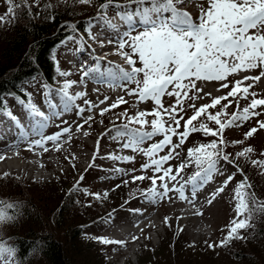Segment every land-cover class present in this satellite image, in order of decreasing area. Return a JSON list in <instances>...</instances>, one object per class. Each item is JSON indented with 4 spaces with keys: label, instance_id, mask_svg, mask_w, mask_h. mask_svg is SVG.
I'll use <instances>...</instances> for the list:
<instances>
[{
    "label": "snow or ice",
    "instance_id": "1",
    "mask_svg": "<svg viewBox=\"0 0 264 264\" xmlns=\"http://www.w3.org/2000/svg\"><path fill=\"white\" fill-rule=\"evenodd\" d=\"M63 2L68 3V0ZM6 3L8 7L6 13L0 15V25L11 23L16 18L17 10L21 8H26L28 14L32 15L33 4L37 8L41 7V0H33V4H30L29 0H6ZM73 3L91 6L93 0H73ZM191 3L193 0H123V2L105 0L99 5L94 18L98 21L96 27H100L102 31H110L111 35L106 43L115 44V53L121 56L127 68L115 65L102 71L99 65L87 68L81 65L80 83H84L89 77L97 82L108 81L110 86L122 88L128 96L137 97L136 103L145 101L154 103L150 111H136L129 115L128 110L125 109L124 112L119 113L116 118L118 120L123 118L126 122L119 125L112 122V127L97 138L93 162L99 154L100 140L114 131L115 134L111 135L112 140L124 141L121 145L123 149L140 152L146 158V162L140 165L142 174H132L131 183L150 181L151 186L141 192L147 200L153 203L162 200L171 202L172 196L169 193L174 192L181 201L193 206L195 215H202L203 213L196 209L197 193L211 182L216 174H222L219 167L221 161L232 164L236 172L229 174L221 186L210 193L207 199L208 205L225 191L236 173H243V169L236 163V158H244L249 160L253 167L264 169V159H251L250 154L254 152L252 146L243 147L235 154V158L231 153L224 151L228 146L224 138L226 129L238 128L245 122L264 115V110L257 111L264 109V96L253 90L264 77V0H207L208 6L199 8L197 19H193L192 14L186 10L185 6ZM43 7L47 10L53 5L45 3ZM110 7L115 11L116 18L108 16ZM47 18L55 19V15L50 13ZM92 19L89 20L87 34L90 39L97 40V35L93 33ZM69 27L76 31L75 25ZM69 39L74 38L69 37ZM99 44L101 48L105 47V41L100 40ZM106 59V55L96 57L97 61ZM252 70H259V74L237 78L239 74ZM58 75L69 77L72 73L59 71ZM229 77L232 79L230 80ZM209 82H217L219 88L216 90L225 89L226 94L213 96L211 92H205L200 85ZM77 83L75 80L65 79L57 88H52L48 84L41 85L44 93L49 96L55 93L61 100L59 105L55 101H49L50 114H46L31 100V93L27 94V98H20L19 103L25 109L31 123L18 137V141H26L28 150L34 151L40 148L43 152H48L50 149L46 145L51 142L53 150L61 151L63 149V144L60 143L61 137L67 135L70 141L74 135L72 126L61 127L59 131L50 135H44L43 129L53 117H58L73 107L83 120L76 125V130L80 131L84 125L90 126V123L94 122L92 115L84 116L86 111L90 112L98 108L99 115L104 116L121 104L128 103L121 96L107 107L100 108V105L110 99L105 96L99 104L84 99L83 104L87 107H82L77 104V100L87 97V92L71 94L69 91ZM133 84L134 88L129 87ZM96 91L99 92V89ZM165 96L174 98V103L165 107L163 101ZM205 97L209 98V102L197 106L196 101ZM240 99L248 100L243 108L240 107ZM233 104L236 106V111L230 113L228 109ZM189 109L192 111L191 116H187ZM0 115L7 116L18 129L24 127L19 122V118L8 108L6 100L0 101ZM148 117L152 118L149 120ZM202 118L215 127H209L204 122L194 123L202 121ZM61 123L66 124L64 121ZM181 127L183 131L180 130ZM261 129H264V120L257 119L256 126L244 133L243 140H233L231 144L243 145L244 140L253 137ZM33 131L39 138L29 139ZM193 133H203L206 137L212 136L217 139L211 140L208 144L201 143L189 148L186 158L174 167L170 161L180 159L181 153L177 150ZM82 134L90 135L87 131ZM158 136L162 138L144 147L146 142L153 141ZM174 137L177 138L176 141ZM18 146L17 143L16 147ZM165 150H167L166 154H161ZM16 155L19 153L17 152ZM260 155L264 156V152ZM6 158H8L6 154H0V161ZM107 159L131 162L135 160V156L110 153ZM94 166V163L90 164L89 168ZM192 166L196 171L184 179L182 173ZM149 169L152 170L151 176L146 175ZM113 171L127 176L136 169L126 170L116 167ZM10 176L9 172H4L0 179ZM15 179L19 180L20 177L16 176ZM80 180H83V176ZM121 183L126 186L129 180L123 179ZM120 186L116 185L117 188ZM251 187L246 176L238 182L233 196L235 215L226 226L224 237L218 242L208 244L209 248L228 247L234 240L245 239L242 230L252 227V220L257 213H264V200L258 199L255 192L250 191ZM189 189L190 195H186ZM85 193L96 199L106 198L108 195L107 190L103 194L89 193L87 190ZM19 207V202H9L0 198V225L14 223L18 214L9 213L8 209ZM168 219L165 217V222ZM95 239L105 245L126 246V241L122 240L107 237ZM138 239L139 237H132L133 241ZM16 257V248L0 240V264H18Z\"/></svg>",
    "mask_w": 264,
    "mask_h": 264
},
{
    "label": "rangeland",
    "instance_id": "2",
    "mask_svg": "<svg viewBox=\"0 0 264 264\" xmlns=\"http://www.w3.org/2000/svg\"><path fill=\"white\" fill-rule=\"evenodd\" d=\"M5 3L6 0H0V15L6 13L8 6ZM201 6L206 8L208 6L207 0H193V3L188 4L185 7L186 10L192 14L193 19H197L199 8ZM114 13L115 11L110 7L107 13L108 16ZM96 14L97 12L95 13V17ZM92 24L94 25L93 33L97 35V40L90 39L88 34H76L72 36L74 39H67L61 43L57 54L60 71H70L72 73L69 77H61L58 75V81H60L61 84L65 79L77 81L79 84L77 83L73 85L69 90L71 94L77 93L78 89H80L79 91L87 92V97L77 100V104H80L82 107H87L83 104L84 99L98 103L97 101L104 100L105 96H110L104 91L101 86L102 84H96V88L93 89L90 87V81H88V78L84 83H80L81 70L76 68L78 65L77 61L80 60L87 64L90 63L89 66H100V62L92 63V53L101 48L99 44L100 40L105 41L106 48H103L104 50H107V52L115 50L114 48H109V45L106 43L110 36L106 37L105 31H102L100 27H96L98 21L93 18ZM87 40H89V42ZM84 52H88L92 56L85 58L86 54H84V56L81 55V53ZM119 59L123 60L121 56L118 55L115 61L118 62ZM89 66H86L85 68ZM258 74L259 70H252L248 73L239 74L237 78H242L243 75L254 76ZM229 79L231 80L232 78L229 77ZM42 84L45 83L38 78L26 85L28 91L31 92V100L38 107H43L47 99L50 97L47 93H44L41 86ZM200 86L204 88L205 92H211L213 96L224 95L227 91L225 89L217 91L216 89L219 88L217 82H209ZM57 87L59 86L56 85L52 88ZM129 87L134 88L135 85H129ZM96 89H99V92H97ZM253 90L260 94V96H264V77L261 78V82H259ZM120 91L125 100L128 101L127 104H121L117 109L105 113L104 116L99 115L98 108L84 113L85 117L92 115L94 117V122H91L90 126L86 125L88 129L85 131L89 132L90 135L84 136L83 134H77L79 140L72 142L73 146H78V150L73 154H68L65 151L67 147H64L61 151L51 152V157L49 158L50 162L56 161L58 159L57 157L65 162L61 168H58L60 170L56 169L55 172H46L45 175L48 174L51 176L43 179H38V172H24V170L8 171L11 176L9 178L0 179V198H2L1 192H4L6 189L5 187L9 184L11 185V188L15 189V192H19L18 196L14 195L12 198L8 199L4 197V200L9 202L14 199L20 200L21 198L51 196V192H58L55 197L59 200V192H69L72 190V192H77L76 200L72 199V201L69 202V212L60 215L58 221L55 212H52L51 223L45 225L50 229V226L52 224L54 225L52 222L54 220L55 225H57L52 227L54 231H51L52 234H55L59 240H62L67 244H72L70 241L80 235L79 246H81L76 248L79 250V253L83 252L79 257V262L84 261L89 264L94 258L98 260L99 264H113V256H115V254H111V252L117 245H105L95 238L107 237L110 239L109 233L113 230V225L124 220L128 221L137 214H143L145 216H150L152 220L154 215H156L158 221H162L163 224L153 242L151 243L148 241L143 247L142 254L131 264H177L178 258H181V261L184 260L186 264H264V241L258 239L257 233H255L256 230L263 227L264 213H257L252 220V227L247 230H242L245 239L234 240L228 247H216L215 249L208 247V244L218 242L226 234V226L230 224V221L235 215V201L233 199L234 189L244 176H246L251 183L252 187L250 191L255 192L258 199L264 200V169L253 167L249 160L236 158V163L243 169V173H236L234 179L228 184L225 191L221 193L211 205H208L207 199L209 198L210 193L220 187L229 174L236 172V168L232 164H227L221 161L219 167L222 174H216L213 180L206 184L203 189L197 193V200L200 203L205 202V205L203 206V214L194 215L191 218L185 216L184 212L181 210V208L191 205L186 201H181L178 198V194L174 192L169 193V195L172 196L171 202L168 200H162L159 203H153L141 194L142 190L151 186L149 180L131 183L132 174H142L140 171V165L146 162V158L140 152H135L131 149H123L121 145L124 141L112 140L111 135L115 134L114 131L100 140L99 154L93 162L92 157L94 155L97 138L112 127V122L116 125L126 122L123 118L119 120L116 118L119 113H122L127 109L129 115H132L136 111H150L154 107V103L151 101L136 103L137 97L128 96L127 93L121 89ZM250 99L251 97H249V100ZM163 101L165 107H168L174 103V98L165 96ZM7 102L10 105L11 111H17L21 114L26 112L19 103V100L9 97ZM207 102H209V98L205 97L204 99L197 100L196 104L199 106L200 104ZM247 103L248 100H239L241 108L246 106ZM108 105L105 103L102 106L107 107ZM74 108L75 107H73L72 111L69 113L70 115H66V119L62 120L66 122V124H62V121L58 123L56 122L52 131L47 135L53 134L59 131L61 127L68 125H71L72 129H74L78 123H82V117L77 112V114L75 113ZM262 110L264 109H257V111ZM228 111L230 113L236 111L235 104H233ZM191 115L192 111L189 109L187 111V116ZM151 118L152 117H148L149 120ZM257 119L264 120V115H261L250 122H245L238 128L232 127L226 129L224 132V138L226 142H228V146L224 151L231 153L232 157L235 158V154L241 151L243 147L252 146L254 152L250 154L251 159H264V156L260 155L261 152H264V129L258 130L253 137L244 140L243 145L231 144V141L233 140H243L244 133H246L251 127L256 126ZM199 122L207 123L209 127H215L211 122H208L203 118L202 121L194 123L198 124ZM181 125H183V121H181ZM180 130L183 131V127H181ZM62 137H67V135ZM37 138L39 137H35L33 134L29 135V139ZM161 138L162 137L160 136L155 137L153 141L146 142L144 147H147L150 143ZM173 139L176 141L177 138L174 137ZM213 139L217 138L212 136L206 137L203 133H193L186 140L184 145L177 150L181 153L180 159L172 160L170 163L174 167L177 166L181 160L186 158L187 150L189 148L201 143L208 144ZM23 144H27V142L23 141ZM166 152L167 150L161 154H166ZM110 153H116L117 155H132L135 156V160L131 162L113 161L107 159V156ZM36 159H39V157ZM8 162L12 163L9 159L3 161L2 164L5 166V168H1L3 172L5 169L9 170L7 165ZM93 163L95 166L89 168V165ZM73 165H75V167H73ZM116 167H121L126 170L136 169V171L127 176H122L113 171ZM195 171L196 169L194 166L188 167L185 169L184 173H182V176L186 179ZM2 174L3 173H0V176H2ZM146 175L151 176L152 170L149 169L146 172ZM16 176H19L20 179H15ZM81 176H83V180H80ZM123 179L129 180V183L126 186L121 183ZM179 181L180 178L178 177V182ZM178 182H176L177 186ZM77 184H79V187H77ZM118 184L121 186L117 188L116 185ZM157 184L159 185V181H157ZM57 185L60 188H57ZM62 185L63 187H61ZM53 186L56 187L53 188ZM85 190L89 193L101 194L107 190L108 195L106 198L96 199L93 196L87 195ZM186 195H190V189L186 191ZM122 200L126 202V205L119 207ZM53 203L54 205L56 204L55 202ZM54 205L50 203L49 207L53 208ZM137 209L139 211H135ZM100 215L103 216L95 219ZM107 216L112 217L114 220ZM165 217L169 218L167 222H165ZM23 224L24 223L16 220L12 224L0 225V238L2 239L11 233L25 232L23 230ZM202 229L205 230L204 233L201 232ZM205 241L208 243H205ZM247 248H249V251L245 250ZM18 264L22 263L18 261ZM32 264L46 263L42 255L36 254L32 257Z\"/></svg>",
    "mask_w": 264,
    "mask_h": 264
},
{
    "label": "trees",
    "instance_id": "3",
    "mask_svg": "<svg viewBox=\"0 0 264 264\" xmlns=\"http://www.w3.org/2000/svg\"><path fill=\"white\" fill-rule=\"evenodd\" d=\"M104 2L105 0H94L91 6H87L73 3V0H68V3H64L63 0H41V7L37 8L33 1L29 0V3L33 4L32 15L28 14L26 8H21L17 10L16 18L11 23L0 25V101H7L9 97L17 100L21 97L27 98V94L31 92L26 85L38 78L52 87L60 86L61 83L58 81L60 69L57 64L59 46L69 37L80 33L87 34L90 18H95L99 5ZM45 3H50L53 7L46 10L43 7ZM50 13L55 15V19L47 18ZM69 25H75L76 31ZM7 106L10 108L8 102ZM5 188V191L1 192L3 199L18 196L19 192H15L10 184ZM57 188L60 187L57 185ZM72 191L59 192V200L55 197L58 192H51V196L11 201L20 204L19 208L8 211L18 214L17 220L24 223L25 232L11 233L0 240L16 248V258L20 263L32 264V257L40 254L46 264H87L84 261L79 262L83 252L79 253L76 248L81 246L80 235L70 241L72 244H67L52 234L54 232L52 227L57 225L54 220L52 221L54 225L52 224L50 229L45 225L51 223V215L54 212L57 221L60 215L69 212V202L72 199L76 200L77 196V192ZM50 203L54 205L53 208L49 207ZM120 204L119 207H123L126 202L122 200ZM101 216L103 215L95 219ZM255 233L258 239L264 241V223ZM248 249L245 250L249 251ZM180 259H177V264H186ZM89 264L99 263L93 258Z\"/></svg>",
    "mask_w": 264,
    "mask_h": 264
},
{
    "label": "bare ground",
    "instance_id": "4",
    "mask_svg": "<svg viewBox=\"0 0 264 264\" xmlns=\"http://www.w3.org/2000/svg\"><path fill=\"white\" fill-rule=\"evenodd\" d=\"M84 54H86L85 57H91V56H92V55H90L88 52H87V53H86V52L81 53L82 56H84ZM105 83H108V82H105Z\"/></svg>",
    "mask_w": 264,
    "mask_h": 264
}]
</instances>
